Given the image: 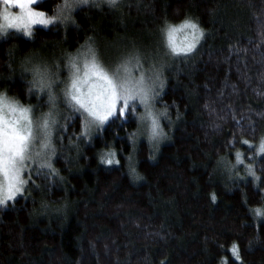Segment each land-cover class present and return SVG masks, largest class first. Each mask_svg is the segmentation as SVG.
<instances>
[{
  "label": "trees",
  "instance_id": "16d2710c",
  "mask_svg": "<svg viewBox=\"0 0 264 264\" xmlns=\"http://www.w3.org/2000/svg\"><path fill=\"white\" fill-rule=\"evenodd\" d=\"M58 3L35 7L52 13ZM122 12L120 19L105 7L82 8L74 25L0 36V89L34 116L45 112L46 96L29 91L28 60L51 69L58 59L64 71L61 58L96 30L111 39L128 31L156 38L166 24L191 18L205 33L192 54L171 55L162 68L155 104L167 117L159 118L158 147L137 136L133 144L135 117L113 119L85 142L80 116L71 119L58 104L59 175L35 167L24 195L0 207V264H264V217L251 211L264 208V156L253 158L238 142L264 137V0H132ZM109 150L119 165L101 162ZM237 151L258 181L240 166L226 174ZM129 156L142 179L129 174Z\"/></svg>",
  "mask_w": 264,
  "mask_h": 264
},
{
  "label": "snow or ice",
  "instance_id": "6c2138e0",
  "mask_svg": "<svg viewBox=\"0 0 264 264\" xmlns=\"http://www.w3.org/2000/svg\"><path fill=\"white\" fill-rule=\"evenodd\" d=\"M0 2L4 5L0 9V20L3 21L0 23V35L15 29L23 30L26 35L31 36L33 26H48L71 21L73 10L89 4L91 0H64L62 5L57 6L56 13L50 17L42 11L35 10L34 6L39 0H0ZM107 2L110 6H116L118 0H107ZM8 6L19 11H10ZM178 34L183 36L182 40L178 41ZM161 35L162 43L168 53L178 57L192 54L205 33L191 18H186L179 25L166 24L161 29ZM81 49L77 50L76 55L68 54L66 67L69 70V77L63 82L65 98L82 118L80 137H90L95 128H100L113 119L126 118L129 112H135L136 106L140 105L144 108V112L138 116V120L144 125V132L140 134L147 136L150 145L158 147L160 140L165 136L159 116L167 117V110L156 114L152 106L156 96L159 95V90L164 88L162 65L157 67L154 63L148 69H144L141 55L137 51H132L110 69L105 67L98 51L91 43L86 41L85 45H81ZM24 71L32 75L29 91L34 89L39 92L47 91L49 102L55 108L56 96L52 89L59 78L58 74L52 73L45 63L32 60L26 62ZM85 86H87L86 91ZM5 108L18 115L9 119L4 114ZM56 123L55 114L49 111L44 113L40 122L34 126L30 117V108L19 106L0 95V207H5L18 196H23L26 191L25 186L30 181L34 183L29 161L38 164L36 169L38 174L41 169L47 168L49 175H59L52 163L53 157L57 155V147L52 140V129ZM239 123L240 121H237V124ZM135 136L134 133L133 144L136 142ZM38 138L39 151H36L34 143ZM238 142L253 148L248 140ZM255 156H264V138L261 139L258 148L254 149L253 158ZM116 157V151L109 150L100 156V160L107 166L119 165L120 160ZM127 159L129 174L134 180L142 179L132 157L129 156ZM235 159L232 168L244 164L241 152L235 153ZM246 169L248 174L260 179L256 177L252 164H247ZM211 198L215 200V194ZM251 211L257 217H264V209L256 208ZM230 251L235 259H240L238 245L234 243ZM223 264H226V261Z\"/></svg>",
  "mask_w": 264,
  "mask_h": 264
},
{
  "label": "rangeland",
  "instance_id": "374dc122",
  "mask_svg": "<svg viewBox=\"0 0 264 264\" xmlns=\"http://www.w3.org/2000/svg\"><path fill=\"white\" fill-rule=\"evenodd\" d=\"M131 1L132 0H118V3L116 6H110L108 4L107 0H91V2L89 4L81 5V6L75 8L73 10L72 15H71V21H74L75 13L82 8H86V9L92 8V9L100 11V10H103V7L107 8V10L110 13H112L113 15H115L121 19L124 16V14L122 12L124 4L129 3ZM63 3H64V0H59L58 5H62ZM3 7H4V5L2 4V2H0V9H2ZM8 7H9L10 11H14V12L19 11L18 9L12 8L11 6H8ZM35 10L42 11V10L38 9L37 7H35ZM56 11H57V7L52 13H47L45 11H42V12L46 13L47 16L50 17V16L54 15L56 13ZM71 21H69L67 23H56V24L48 25V26H44V25H36V26L51 28L54 26L63 27L66 25H74V23ZM0 23H3V21L0 20ZM176 25H179V24H176ZM36 26H33L31 28V32H32L33 28ZM9 31H17L26 37H30V36L26 35L23 30L10 29ZM5 35H0V36H5ZM182 39H183V36L178 34V41L182 40ZM86 41H88L89 43H91L95 47V49L98 51L100 59L102 60V62L105 65V67L110 68V69H113L122 57L126 56L127 54H129L132 51L139 52V54L142 57L141 63L143 64L144 69H148L150 67V65H152L154 63L157 64V67H160L162 65V68H163L164 65L167 63V60L171 57V55L168 53L167 48L162 43V35H160V36L158 35L155 38V36L151 33L142 34V33H138V31H128V32H117L113 35V37L111 39V38L106 37L105 35L103 36V33L100 30H96L94 32V35L91 36V40L89 41V39H87ZM85 43H84V45H85ZM156 44H159V46L156 47ZM78 49H81V46ZM77 50L70 53V54L76 55ZM81 51H83V49H81ZM43 57L45 58L46 56H43ZM67 57H68V55H67ZM67 57L61 58L62 62L65 61L64 71L61 68V65H60V62L58 59L54 63L52 68L51 69L49 68L52 73L58 74V77H59V73H61L62 71L65 74V76L57 79L56 84L53 86V89H52L53 93L56 96L55 108H53L52 104L49 102V97H48L47 91L40 92L46 96L45 112L38 113V114L33 116L31 108L29 106H23L21 104H18L19 106L30 108V117L32 118V120L34 122V126L40 122V118L42 117V115L44 113H48L49 111H52L54 113V109L57 108V106L60 102L63 103L62 106L65 107L66 110L68 111V113L71 115V117H70L71 119L74 118L73 115H79L81 118L80 113L75 111V109L72 108V106L68 103L67 99L64 96V92H63V89L65 87V84L63 82L66 81L69 77V70L66 67ZM59 68H61V69H59ZM86 90H87V86H85V91ZM159 92H160V90H159ZM152 110L156 114H159L161 112V111H158L156 104H155V100L153 101ZM143 112H144L143 106L137 105L135 112H129L126 118H121V119H127L129 117H135L138 121V133L136 135L137 136L136 140L140 139V141L146 142L147 145H149L150 148L152 149L153 145L149 144L147 136L140 134L141 132H144V125L141 124V122L138 120V116L141 115ZM160 117L161 116H159V118ZM81 122H82V118H81ZM102 127L95 128L92 131L90 137H93L99 130L102 129ZM81 131H82V127H81ZM90 137H86V138H82V139L85 142H87V140H89ZM78 138H81L80 135ZM163 139L164 138H162L160 140L159 145H160V143H162L164 141ZM259 144H260V142L257 145L252 144L253 149L258 148ZM245 146L248 148V151L252 149V148H249L248 145H245ZM34 150L39 151V138L34 143ZM233 157L235 160L234 161V164H235V162H236L235 153H234ZM250 157H252V156H250ZM243 159H244V155H243ZM29 164H30V173H31V171H33V169L35 167H37L38 164L33 163L31 161H29ZM222 165L224 166L225 162H223ZM246 165H247V163L244 161V164L237 165V166H240L241 168H243L245 174H247L246 175L247 177H251L247 172ZM229 166H231V165L228 164L225 171L228 170L227 168ZM226 174L230 175V172L226 171ZM260 218H262V217H260ZM231 256H232V253H231ZM232 258H233V260H235V262H240L239 260L235 259L233 256H232Z\"/></svg>",
  "mask_w": 264,
  "mask_h": 264
},
{
  "label": "clouds",
  "instance_id": "9594fccd",
  "mask_svg": "<svg viewBox=\"0 0 264 264\" xmlns=\"http://www.w3.org/2000/svg\"><path fill=\"white\" fill-rule=\"evenodd\" d=\"M0 95H3V96H5V97H7V98L9 99V101H11V102H13V103L19 104V101L16 100V99H14V98H12V97H9L8 94H7V91L4 90V89H0ZM25 108H26V107H25ZM4 114H5L9 119H11V118H13L14 116L18 115V114H15V113L10 112L7 108L4 109ZM253 170H254V168H253ZM254 171H255V170H254ZM247 172H248V171H247ZM249 175H250V174H249ZM255 175H256V177H259V176L257 175L256 171H255ZM250 176H251V175H250ZM251 177H253V176H251ZM253 178H254V177H253ZM254 180L258 181L259 179L254 178ZM261 209H264V208H261Z\"/></svg>",
  "mask_w": 264,
  "mask_h": 264
}]
</instances>
